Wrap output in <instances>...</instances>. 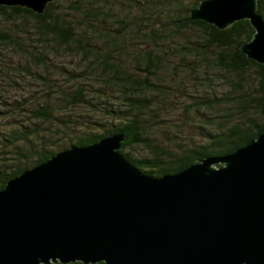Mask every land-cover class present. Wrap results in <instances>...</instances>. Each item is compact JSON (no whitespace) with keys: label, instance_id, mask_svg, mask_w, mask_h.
Returning <instances> with one entry per match:
<instances>
[{"label":"trees","instance_id":"1","mask_svg":"<svg viewBox=\"0 0 264 264\" xmlns=\"http://www.w3.org/2000/svg\"><path fill=\"white\" fill-rule=\"evenodd\" d=\"M200 2L55 0L43 13L0 5L4 22L33 21L32 39L48 46L39 57L30 52L37 63L50 67L46 51L78 54L87 62V78L100 81L96 86L92 80L76 79L73 87L58 89L55 97L47 95L31 109L17 106L27 110L24 120L0 135V189L61 150L116 133L126 136L120 152L140 170L160 177L203 157L230 153L264 132V63L241 50L255 29L248 19L225 29L190 20ZM258 5L264 16V0ZM17 36L0 28L3 42L21 47L23 40ZM34 75L44 78L39 72ZM250 76L259 81L255 92H250ZM224 85L227 91L219 89ZM190 89L204 91L199 96ZM176 93L193 98L199 137L162 130L165 139L157 142L158 136L150 133L162 127ZM43 122L49 126L44 128ZM136 146L145 147L149 155L127 151Z\"/></svg>","mask_w":264,"mask_h":264},{"label":"water","instance_id":"2","mask_svg":"<svg viewBox=\"0 0 264 264\" xmlns=\"http://www.w3.org/2000/svg\"><path fill=\"white\" fill-rule=\"evenodd\" d=\"M55 0H0L43 13ZM190 20L248 19L241 50L264 63L258 0H201ZM123 133L61 150L0 189V264H264V132L245 146L153 176Z\"/></svg>","mask_w":264,"mask_h":264},{"label":"rangeland","instance_id":"3","mask_svg":"<svg viewBox=\"0 0 264 264\" xmlns=\"http://www.w3.org/2000/svg\"><path fill=\"white\" fill-rule=\"evenodd\" d=\"M0 28L3 32L11 33L14 36L18 34L17 37L23 40L21 47H17L3 42L0 37V135L10 132L12 127H16L17 124L24 120L27 110H19L17 106L31 109L32 105L36 104V101L47 98V95L55 97L58 89L73 87L76 79L92 80L96 86H100L98 79L87 78L88 75L84 73L87 62L82 60L81 55L67 54L63 50L58 52L46 51L48 54L46 60L49 62L50 67L37 63L30 52L33 51L34 55L39 57V54H42L41 50H45L48 46L40 44L36 39L37 37L32 39L33 36H36L32 20L22 19L19 24L17 22L11 24L0 19ZM26 69H29L31 73L20 71ZM35 72L37 74L39 72L44 78L35 77ZM248 82L253 86L250 92H255L259 85L258 79L250 76L248 77ZM219 89L227 91L228 85L219 87ZM190 90H192L194 95L199 94V96L204 91ZM192 101L193 98L191 96L176 93L173 103L169 104L171 106L167 113L164 114L163 119H161L164 122L161 123L162 127L156 128L150 133L152 136H158V138L154 136L157 142L161 138L165 139L167 133L164 134L162 130L174 131L181 137L186 136L189 138L191 134L196 139L199 137V129L196 127L198 123L194 122L193 119ZM83 108L88 109L87 107ZM54 125L55 128H58L57 124ZM43 126L45 128L49 124L43 122ZM43 126L40 125L41 128ZM127 151H131L133 155L138 157L149 155V152L143 146L128 148Z\"/></svg>","mask_w":264,"mask_h":264}]
</instances>
